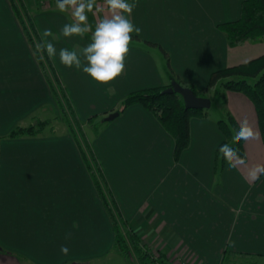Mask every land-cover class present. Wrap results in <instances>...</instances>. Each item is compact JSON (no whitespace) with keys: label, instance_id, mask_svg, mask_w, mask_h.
<instances>
[{"label":"crops","instance_id":"obj_1","mask_svg":"<svg viewBox=\"0 0 264 264\" xmlns=\"http://www.w3.org/2000/svg\"><path fill=\"white\" fill-rule=\"evenodd\" d=\"M24 1L41 35L52 31L53 37L43 39L55 45L52 60L84 120L97 113L107 118L131 92L171 85L176 78L204 92L214 71L264 55V41L231 46L218 27L240 17L244 0H128L136 5L129 18L141 29L132 35L160 44L171 66L159 47L131 42L121 75L99 83L82 67L63 65L58 53L61 48L79 52L91 42L96 23L108 14L105 0H96L88 13L92 31L83 37L62 35V27L74 22L71 10L61 12L57 2ZM225 97L238 125L247 118L259 133L244 141L243 163L234 168L226 162L216 170L225 139L218 125L221 104L215 114L208 109V117L191 120V143L179 161L174 137L140 104L128 107L94 142L124 218L162 264H221L226 249L252 254L253 262L264 264V175L255 181L248 176L252 166L264 164V140L254 103L240 92ZM57 112L10 1L0 0V264H86L123 257L115 249L112 219L68 130L6 137L19 125ZM61 245L69 247L67 255Z\"/></svg>","mask_w":264,"mask_h":264},{"label":"trees","instance_id":"obj_2","mask_svg":"<svg viewBox=\"0 0 264 264\" xmlns=\"http://www.w3.org/2000/svg\"><path fill=\"white\" fill-rule=\"evenodd\" d=\"M9 1L51 87L52 95L60 109L61 118L67 126L68 132L74 137L82 150L84 160L112 219L116 233L115 249L126 259L131 257V252L134 250L137 259L139 258L142 264H149V261L152 264H162L163 262H157V258L152 255L150 249L142 245L141 238L124 218L98 156L90 141L86 139L83 129L85 123L80 122L69 92L59 75L52 57L49 58L46 51H41L36 48V45L43 43L44 39H42V35L30 9L24 0ZM218 27L227 35L231 46L242 45L247 42L264 41V0H244L240 17L234 21L223 22ZM132 39L137 40V42L142 41L137 35H132ZM145 43L151 47H159L162 49L168 65L171 66L170 55L160 44L148 40ZM253 80L256 81L253 83ZM175 81L184 87L192 88L198 96L209 98L211 94L215 97L222 98L221 105L224 108V115L219 118L218 125L225 139L220 146L224 143H230L232 136L239 128L233 115L226 110L227 100L225 94L228 91L243 93L254 103L264 140V55L240 65L214 71L204 92H199L191 83L180 78H176ZM170 87L171 85H167L133 91L125 97L121 107L117 111L121 115L128 107L140 104L154 114L166 130L174 137L176 141L174 157L176 161H179L182 153L191 143V120L195 117H208L209 110L187 109L182 95L177 92H166ZM95 117H91L89 123L93 124L97 134L100 133L99 126L101 124L107 126L112 122L107 121L103 117V122L96 124L94 123L96 120ZM51 123V119H45L38 120L35 124L28 126L19 125L6 137L20 139L24 137L47 136V134L54 133L55 130L52 128ZM220 146L218 147L216 165L218 172L224 168L226 163L223 155L219 152ZM236 147L239 156L244 157V140L240 141ZM253 258L254 255L252 254L238 253L226 249L221 264H257L252 261Z\"/></svg>","mask_w":264,"mask_h":264},{"label":"clouds","instance_id":"obj_3","mask_svg":"<svg viewBox=\"0 0 264 264\" xmlns=\"http://www.w3.org/2000/svg\"><path fill=\"white\" fill-rule=\"evenodd\" d=\"M105 3L108 14L96 23L95 29L92 31L88 22V13H93L96 0H57L58 9L61 12L71 10L74 20L62 27L61 32L64 37H83L85 33L92 31L91 42L79 52L67 48L59 50L58 55L61 63L67 67H82L85 73L99 83H109L121 75L125 68L124 61L129 52L132 33L141 31L129 18L136 6L134 3H129L128 0H105ZM95 10L103 11L99 7ZM44 37H53L52 31L44 30L42 39ZM36 48L46 51L49 58L57 55L55 45L49 40L38 43ZM81 58L87 62L86 65H82ZM258 138V131L253 128L247 118L243 119L238 130L232 136L231 142L224 143L219 148V152L223 155L229 168L236 167L237 163H243L236 145L242 140ZM261 175H264V164H255L248 170V176L253 181ZM70 236L71 233H68L65 238ZM69 251L67 245H61L60 252L63 255H67Z\"/></svg>","mask_w":264,"mask_h":264},{"label":"rangeland","instance_id":"obj_4","mask_svg":"<svg viewBox=\"0 0 264 264\" xmlns=\"http://www.w3.org/2000/svg\"><path fill=\"white\" fill-rule=\"evenodd\" d=\"M41 4V6H46L48 4V2H57V0H38ZM142 41H139L137 42V40L135 39H132V43L131 45H137L139 47H145L146 49H149L151 46L150 45H146L145 41L146 39H142ZM137 42V43H135ZM140 44V45H139ZM135 47V46H134ZM257 80V79H256ZM256 80H253L252 82L254 83ZM55 99V98H54ZM212 101H213V105L212 107L210 108L211 112L212 113H216V106H218V104L220 105L221 104V101H222V98H219V97H215L212 95ZM56 102V100H55ZM57 105V108H58V112H57V115H53L50 119L52 120V123H51V126L52 128H54V133H61L62 131H67V126L65 125L64 121L62 120L61 118V113H60V109L58 107V104L56 103ZM224 114L220 115L219 118H221ZM93 116H96V120L94 123H102L103 121V116L102 114H93L92 116H90L89 118H87L86 120L84 119H81L79 116V119H80V122H83L85 123V126L83 127L84 129V132H85V136H86V139H88L90 141V143L92 144L93 146V149L95 150V147H94V142L96 140V138L98 136H100L101 132L103 131V128H105L106 126H103L102 124L99 126V132L100 133H96V129L94 128L93 124H90L89 120L91 117ZM109 125V124H108ZM97 155V153H96ZM98 156V155H97ZM99 159V157H98ZM100 161V160H99ZM152 252V251H151ZM152 255H156L155 252H152ZM150 263L149 264H152L151 261H149ZM86 264H142L141 261L139 260V258L137 259V256H136V253L135 251L133 250L131 252V257L129 259H127V261L123 258V257H110L108 259H105V260H102V261H95V262H92V263H86Z\"/></svg>","mask_w":264,"mask_h":264},{"label":"water","instance_id":"obj_5","mask_svg":"<svg viewBox=\"0 0 264 264\" xmlns=\"http://www.w3.org/2000/svg\"><path fill=\"white\" fill-rule=\"evenodd\" d=\"M166 92H177L182 95L187 109H210L212 107V100L210 98L198 96L192 88L184 87L176 81L171 84V87ZM119 115L120 113L116 111L111 113L106 119L107 121H113Z\"/></svg>","mask_w":264,"mask_h":264}]
</instances>
